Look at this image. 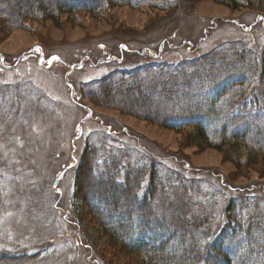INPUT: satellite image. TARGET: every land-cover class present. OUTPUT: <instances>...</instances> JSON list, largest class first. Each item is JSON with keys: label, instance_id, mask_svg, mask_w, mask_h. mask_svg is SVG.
Listing matches in <instances>:
<instances>
[{"label": "rangeland", "instance_id": "1", "mask_svg": "<svg viewBox=\"0 0 264 264\" xmlns=\"http://www.w3.org/2000/svg\"><path fill=\"white\" fill-rule=\"evenodd\" d=\"M117 1L99 0L93 10L97 2L89 1L71 11L59 3L51 19L42 12L25 15L24 27L11 26L0 14V256L10 264H138L111 247L86 205L78 166L83 156L95 155L92 145L106 149L105 157L117 152L145 164L158 160L168 173L189 166L198 172H184L193 175L196 191L214 190L225 204L257 194L256 210L264 211L259 166L235 174L221 151L186 146L180 134L130 115L116 102L133 109L147 97L143 91H132L127 100L105 83H130L128 72L150 59L168 67L207 51L226 56L222 70L246 68L236 62L239 54L254 62L264 50V1L113 5ZM116 55L120 63L112 60ZM146 69L136 74L156 82L168 76L163 68Z\"/></svg>", "mask_w": 264, "mask_h": 264}, {"label": "trees", "instance_id": "2", "mask_svg": "<svg viewBox=\"0 0 264 264\" xmlns=\"http://www.w3.org/2000/svg\"><path fill=\"white\" fill-rule=\"evenodd\" d=\"M89 1L97 2L91 10L97 9L99 0H0V6L4 5L0 14L11 26L24 27L25 15L42 12L51 19L56 4L63 3L66 11H71L84 9ZM159 1L168 6V0ZM128 3L140 2L120 0L113 5ZM145 49L143 46L140 53L146 54ZM244 55L240 53L236 62L246 68L236 72L221 69L226 56L207 51L168 67L150 59L128 72L130 83L122 79L105 83L116 93H125L127 100L132 91H143L147 97L136 99L133 109L116 102L124 112L180 134L186 146L221 151L224 159L234 164L235 174L243 166H259L264 171V140L259 139L264 133V50L254 62ZM144 67L163 68L168 76L156 82L153 77L136 74ZM139 108L148 114L137 111ZM91 149L95 155L83 156L78 178L85 184L81 190L88 194L86 205L112 248L136 257L138 264H264V211L256 210L257 194L243 201L232 197L225 204L214 190L208 194L196 191L193 175L184 172H198L189 166L184 172L168 173L158 160L145 164L117 152L105 157L107 150L97 145ZM177 160L179 166L186 163ZM89 182L95 185L87 186ZM0 264L10 261L0 256Z\"/></svg>", "mask_w": 264, "mask_h": 264}]
</instances>
